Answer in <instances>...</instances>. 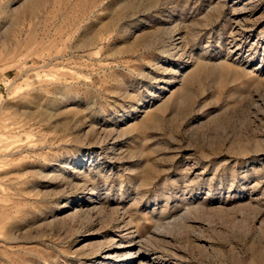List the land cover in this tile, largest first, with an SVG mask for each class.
Here are the masks:
<instances>
[{"label":"rangeland","instance_id":"rangeland-1","mask_svg":"<svg viewBox=\"0 0 264 264\" xmlns=\"http://www.w3.org/2000/svg\"><path fill=\"white\" fill-rule=\"evenodd\" d=\"M132 240L264 264V0H0V264Z\"/></svg>","mask_w":264,"mask_h":264},{"label":"bare ground","instance_id":"bare-ground-1","mask_svg":"<svg viewBox=\"0 0 264 264\" xmlns=\"http://www.w3.org/2000/svg\"><path fill=\"white\" fill-rule=\"evenodd\" d=\"M154 240L157 241L159 238L155 237ZM138 248L139 247L133 240L127 243H123L122 241H119V243L111 242L107 254L99 259L97 264H136L139 260L137 253L138 251H142L141 248ZM121 258H125V260H122ZM148 263L149 261H147L146 258V264ZM140 264H142V262H140Z\"/></svg>","mask_w":264,"mask_h":264}]
</instances>
